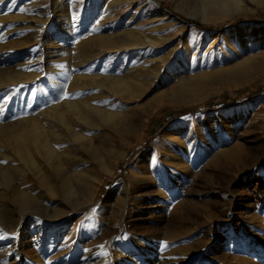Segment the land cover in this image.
Masks as SVG:
<instances>
[{
	"label": "rangeland",
	"instance_id": "rangeland-1",
	"mask_svg": "<svg viewBox=\"0 0 264 264\" xmlns=\"http://www.w3.org/2000/svg\"><path fill=\"white\" fill-rule=\"evenodd\" d=\"M53 1L0 0V68L38 70L36 77L25 78L22 95L37 96L34 101L40 99L42 110L76 95V99L87 97L91 105L110 115L94 114L89 125L72 126L84 137L81 142L91 141L90 150L85 144L81 150L75 148L79 142L71 139L57 141L48 132L50 145L66 163L51 168L39 156L35 158L55 182V192L37 188L32 171H28L22 187L35 186V193L43 195L38 200L41 213L24 216L18 205H10L11 214L0 218V264H264V71L254 73L251 79L229 73L230 66L245 56H264V0H242L244 9L228 17L203 13L200 7L205 0H182L179 4L175 0H61L68 5L56 23ZM146 1H159L177 22L165 28L140 6ZM225 22L230 24L221 27ZM195 23L215 29H201ZM129 30L141 39L172 38L160 45L134 48L126 58L120 50L108 60L107 54L113 52L107 50L98 53L89 65H73L78 41ZM20 40L27 42L8 45ZM51 42L57 48L49 49ZM50 50H56L51 58L47 54ZM137 51L139 55H135ZM48 59L53 60L51 67ZM66 68L73 69L69 70L72 77L65 75ZM90 74L98 80L134 77L144 85L137 87L132 99L127 93L118 97L99 82H89L80 90L74 87L84 83L82 75ZM19 89L17 82L0 86V103L7 101L8 92L16 95ZM6 107L1 108L0 122L11 120L3 116ZM117 121L122 122V128L117 127ZM164 137L173 140L162 142ZM192 139L197 142L190 150L195 161L182 152ZM153 144L168 145L157 161L175 169L178 176L183 173L173 164H178L179 157L187 164V171L183 170L187 177L180 176L177 181L183 187L182 197L207 203L210 217L203 219L196 210V222L184 219L180 224L175 217L179 210L173 211L178 199L169 200L165 208L139 216L137 223L157 225L159 230L146 235L134 229L136 243L131 244L129 223L118 230L117 225L94 221L89 213L77 216L61 192L57 170L64 168L66 175H71L89 166L93 169L100 182L93 200L97 211L114 188L131 185L136 192L140 190L139 183L131 184L130 179L139 171L136 156ZM231 147H237L240 155L227 165L221 155ZM214 157L220 162L214 163ZM101 160L111 171L101 168ZM186 188L202 195H186ZM109 211L103 210L104 216ZM124 246L132 250L121 254ZM198 253L202 256L197 257Z\"/></svg>",
	"mask_w": 264,
	"mask_h": 264
},
{
	"label": "bare ground",
	"instance_id": "bare-ground-1",
	"mask_svg": "<svg viewBox=\"0 0 264 264\" xmlns=\"http://www.w3.org/2000/svg\"><path fill=\"white\" fill-rule=\"evenodd\" d=\"M133 1L134 0L130 2ZM175 1L178 2V4L179 2H182V0H175ZM53 3L54 4L52 9L53 11L52 17L53 19H55V23H56L59 20H61V16L64 12V9L68 4L64 5V1L61 0H54ZM140 6H142L144 8V11L149 13L151 17L156 18L158 21H160L165 28H169L172 24H175L177 22V18L172 17L168 10H164L161 8L159 1H154V2L146 1ZM71 9L72 8L68 10L70 11ZM200 9L202 10L203 13H208V14L216 13L221 16L228 17L235 12L243 10L244 5L242 4V0H231V1L205 0V3L201 5ZM106 18L108 17L106 16ZM47 21L48 19L42 20V22L44 23H46ZM42 25L43 24L41 23L38 26L39 29H41ZM62 25H64V23ZM23 27H29V25H24ZM13 29L14 27L12 28V30ZM126 30L128 31V29ZM127 31L126 32L124 31L125 33L124 32L121 33L122 32L121 31L120 34L118 32L119 35L104 34L99 36L96 35L93 37L90 36L83 40L78 41L76 45H74V47L76 48V52L75 55L73 56L74 59L73 65L76 66V68L78 67L75 63L77 64L84 63V65L85 64L89 65L91 59H94V57L98 53L107 50L113 52L111 53V55L107 54L106 58L108 60L118 56L117 53L120 50L125 51L124 55L123 54L122 55L124 58H126L128 56L127 54L128 51H131L134 48L137 49L140 47H146L151 45L152 46L160 45L162 42L166 40L168 41L172 38L170 35H165V36L157 37V39H155L156 41H154L151 38L141 39L140 37L135 36V34H133L131 30H129V32ZM37 32L40 33L41 31L39 30ZM25 42H27V40L25 41L20 40L18 44H15L14 41L8 45L11 46L22 45ZM55 44L56 43L51 42L49 44L50 45L49 49L55 47L57 48ZM185 50H187V47L185 48ZM55 53L56 50H50L49 52H47L49 58L53 57ZM135 55H139L138 51L137 53H135ZM147 57H145L144 59H146ZM52 62L53 60L48 59L46 61L47 66L51 67ZM151 62L149 61V63ZM106 63L108 64V62ZM71 69L72 68L70 69L66 68L65 75L72 77V75H69V70ZM261 71L262 72L264 71V56L257 58L256 56L251 55V56H245V58L241 59L240 61L230 66L229 73L234 76L236 75L239 79H251L254 76V73ZM38 74L39 71L36 69L10 68L7 71H2L0 68V86L11 85V83L13 82L15 83L17 82L20 85L18 94L11 96V94H9L8 92L6 94L7 101L5 100V102L0 103V112H1V108L4 105H6L7 112L4 113L3 116L11 119L8 122H4V121L0 122V161H7L5 162L7 164L5 163L4 165L0 164V188L2 189V191L0 192V218L3 215H10L12 212L11 206L13 207L14 205H18V208H21L19 211L22 213L21 215L25 216L26 214H32V213L40 214L42 206L40 202H38V200L41 198V196L43 197V195L35 193V189H37L38 186L43 188L47 192L54 194L53 192H55V187H56L55 182L53 181L51 176L48 173H46L45 170H43V168L35 161V158L39 156V158L43 159L45 163L51 168L55 166H59V167L62 166L63 164L66 163V159L60 157L61 154L56 153L53 150V147L50 145L47 139L46 136L47 134L48 135L51 134L52 138L56 139L57 141L71 139V141L79 142V143H75L76 144L75 148L80 150L83 144L88 145V148L90 150L91 141L87 139L85 143L81 142V140H83L84 137L80 135L79 132L75 131L72 128V126L74 124H82L84 126L89 125V123L91 122L89 118L94 114H101L102 116L110 115L109 112L102 111L91 105L87 97L84 96L83 98L76 99L75 98L76 95H74V98L72 100L62 101L58 104L51 105L47 109L42 110L44 106L40 102V99H38L37 102L34 101L35 100L34 98H37V96L22 95L23 90L26 88L25 78L27 80H31L32 78L36 77ZM95 76L91 74L88 76L82 75L81 78H85V80H83L84 83L81 85H79V83L75 84L74 87H77L78 89L79 87L81 88L85 84L87 85L89 82H97V83L99 82V84L103 88H106L110 92L113 91L114 94L117 95L118 97H125L124 95L127 93L129 94L128 98L132 99L134 97L135 92L138 90L137 87L139 85L141 86V84L144 85L143 82L141 81L137 82L134 77H129V76L128 77L113 76L109 78H104V80H98L97 78H95ZM28 91L29 89H27V92ZM156 102L157 101H155V104ZM155 104L152 106H155ZM116 124L118 128H122L123 126L122 122L120 121H117ZM166 139L168 140V142L173 140V138L164 137L162 139V142H164ZM196 145L197 142L195 141V139H192V142L186 145L187 147H185V149L182 151L186 158L187 157H189V159L194 158L195 155L190 154V150ZM168 149L169 147L166 144H163L161 146L153 144V146H151L150 148L141 151V153L136 156L137 158L136 163L138 164L139 171L135 172V174L132 173L130 178L133 180L131 184L135 182L139 183L138 188H140V190L136 192L131 185H122L117 188H114L108 192L107 196L101 202V206L99 205L100 208L97 211L95 210V205L93 200L98 191V186L100 182L97 183L98 180L94 176L93 169L90 166L85 168V170L82 172H73L71 175H66V171L64 168L57 170L56 171L57 179L59 182V186L62 189L61 192L63 195L67 196L65 199L71 201L69 206L73 208L77 216L79 214L89 213L91 214L90 217L93 218L94 221L96 220L99 221L100 223L112 224L114 226L117 225L118 230L122 229L123 224L125 222L129 223V228H127V233L129 235V241H130L129 243L131 244L136 243L134 229H136L137 231H144L143 233L146 235H151L150 233L154 232V230H159L156 229L157 225L154 226L152 225L147 227L144 226L143 223H137L136 221L141 220L139 216L149 211H155L159 208H165L166 203L169 200L178 199L176 205L173 208V211L175 209L179 210V213L175 214V217L179 218V220H176V222L180 224H181L180 220H184V219L187 220L188 222H190L191 220L196 222L198 217L196 214H193V212L196 210L201 211L200 214L203 219H206V216L210 217L211 214L207 212L208 211L207 203L203 201L195 202L189 200L187 197L184 196L182 197L181 191L183 187L181 188L180 183L179 184L177 183L178 180L179 182L181 180L179 179V177L183 176V174L186 173L187 171V169H185L186 167H184V164L186 163L181 160L182 158L179 157L178 162L176 161L178 164L176 163L173 164L178 167L177 169L182 171L183 174L179 176L175 174L176 172L174 171L175 169L170 170V168H167L166 165L163 166L162 163H158L157 157L159 159H162L161 156H163V154L167 152ZM239 155L240 154L238 153L237 147H231L223 150L221 156L225 158V160L227 161V165H230L231 163H234L239 159ZM101 162H102L101 168H103L104 170L111 171L110 169H107L106 163H104L103 160H101ZM213 162L219 163L220 162L219 157L218 158L214 157ZM184 169L186 170L185 172H183ZM28 171H32L35 178V182H37V186H36L37 188L35 186H27L26 188L22 187L24 182H27L26 179L27 176L30 175ZM186 175L187 174H185V176ZM185 176L183 177L185 178ZM219 177L223 178L222 176ZM203 181L205 183V179ZM143 188H145L146 190H143ZM142 190L144 192H142ZM191 190L189 189L187 190L186 188V191L184 193L186 195H195V194L202 195L198 193V190L196 191L193 190L191 191ZM176 195H181V196L176 197ZM105 209L110 210L108 216H104L103 214V210ZM73 223L75 224V226H77L76 222ZM210 227L211 226L208 227L207 230L208 232L211 231ZM168 229H167V234L171 235L172 234L171 229L169 230ZM106 232H108V230ZM15 234H17V232ZM215 242L219 243L218 240ZM228 247H232V246L228 244ZM67 248L68 249L70 248V244L67 246ZM129 250H132L130 246H124V248L121 249L119 252L121 254H124ZM145 252L147 253L148 250L147 251L145 250L144 253ZM196 256L201 257L202 254L198 253Z\"/></svg>",
	"mask_w": 264,
	"mask_h": 264
},
{
	"label": "trees",
	"instance_id": "trees-1",
	"mask_svg": "<svg viewBox=\"0 0 264 264\" xmlns=\"http://www.w3.org/2000/svg\"><path fill=\"white\" fill-rule=\"evenodd\" d=\"M196 24V23H195ZM230 24V22H225L224 24H222V26L221 27H227L228 25ZM199 28H201V29H207V28H209V29H215L214 27H205V26H202V25H199V24H196ZM219 28V27H218Z\"/></svg>",
	"mask_w": 264,
	"mask_h": 264
},
{
	"label": "snow or ice",
	"instance_id": "snow-or-ice-1",
	"mask_svg": "<svg viewBox=\"0 0 264 264\" xmlns=\"http://www.w3.org/2000/svg\"><path fill=\"white\" fill-rule=\"evenodd\" d=\"M23 11V10H22Z\"/></svg>",
	"mask_w": 264,
	"mask_h": 264
}]
</instances>
